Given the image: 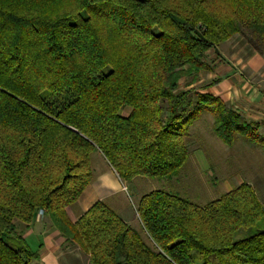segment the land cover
<instances>
[{"label":"trees","instance_id":"trees-1","mask_svg":"<svg viewBox=\"0 0 264 264\" xmlns=\"http://www.w3.org/2000/svg\"><path fill=\"white\" fill-rule=\"evenodd\" d=\"M236 34L264 42V0H0V264L37 260L15 222L39 212L89 264H264V205L246 183L204 206L143 195L151 246L103 201L66 215L95 151L124 181L175 177L204 111L226 146L264 151L259 126L222 99L178 90Z\"/></svg>","mask_w":264,"mask_h":264},{"label":"crops","instance_id":"crops-1","mask_svg":"<svg viewBox=\"0 0 264 264\" xmlns=\"http://www.w3.org/2000/svg\"><path fill=\"white\" fill-rule=\"evenodd\" d=\"M205 65L207 68L200 71L197 81H187L186 83L180 81L181 83L178 82V90H191L194 94L218 97L245 121L253 123L259 128H264V42L261 40L253 41L246 34H236L226 42L208 50ZM123 114L125 117L128 116L129 110L125 109ZM194 126L193 124L189 128V138L192 137L190 132ZM215 146L217 161H215L214 166L216 175L214 183L216 187L222 188V195L246 183L254 189L261 201V195L264 197V176H258L248 168L242 169L240 166H235L234 163L236 158L250 155L256 148L263 154L264 151L242 139H237L231 147H226L223 143L220 146L215 144ZM230 150L235 151L234 154L231 155ZM199 152L190 153L188 151L187 163L197 162L202 170L207 171L209 169L208 161L203 151L200 150ZM197 155L198 157H196ZM93 156L91 159L92 182L84 190L78 201L66 209L68 219L75 223L93 204L103 201L127 225L136 231L139 230L142 225L137 213L134 217L131 213L123 210L125 209L123 206L126 205L123 191L128 190V185L125 184H130L139 177L131 181L121 180L102 154L100 156L104 163L101 162L97 153ZM98 162L101 165V170L96 173L95 165H98ZM230 165L233 168L227 172ZM183 171L182 169L178 175L169 181L177 182L179 174ZM255 181H259V189L256 187L257 182ZM176 195L178 196V194ZM113 196L116 201L115 199H113L114 201L111 200ZM142 196V194L136 196L137 203ZM41 217L20 231L29 249L38 255L37 260L33 261L32 264H62L60 258L64 254L63 250L72 252L73 256L70 262L66 261L64 264H77L80 260L82 264H89V260L79 247L69 241L61 230L55 227L50 216L44 214Z\"/></svg>","mask_w":264,"mask_h":264},{"label":"rangeland","instance_id":"rangeland-1","mask_svg":"<svg viewBox=\"0 0 264 264\" xmlns=\"http://www.w3.org/2000/svg\"><path fill=\"white\" fill-rule=\"evenodd\" d=\"M199 73L197 74L195 79H193V76L184 75L179 79L178 82L182 81L183 83H186L187 81L188 82L193 81V80L197 81ZM190 96H191L190 99L193 98L192 100L193 101L195 100L193 103L195 104L197 98L195 97L194 92H192ZM212 119H213L212 116L207 111H204L201 114V117L197 120V123H195L196 121L193 123L195 126L191 128V132H190L192 137L189 138L188 143H187V149L188 151H190V153H194L196 151L199 152L200 150L201 152L203 151V154L206 160L208 161L209 169L207 171H204L200 168L197 162H194V163L191 162V164H188L186 162L187 165L184 166L185 168L183 167L184 171L183 173L179 174V178L177 182H174V181L170 182L169 180L171 179L157 180V179H147V178L139 177L137 178L138 180L135 179L134 181L130 182V184H125V185H128V190L125 189L123 191L125 195L124 200L126 201L125 202L126 205L123 206L125 208L123 209L124 212L127 211L128 213H131L134 217H136V213H137L136 208L138 205V203L136 202V196H138L139 194L145 195L153 191H164V192L171 193L174 195L178 194V196H180L182 199L193 202L199 206H204L208 204L210 201L216 200V198H218L219 196L223 194L222 188H220L219 186L216 187L214 183V179L216 180L214 166H215V161H217V158H216L217 155H215L216 154L215 144L220 146L222 145L223 142L219 139L222 142L221 143L217 139V136L214 133ZM193 124L191 126H193ZM257 132L261 136H264L263 127L258 128ZM238 139H241V138H238ZM256 149L250 155L247 154V156H241L239 157V159L236 158V161L234 164L235 166H240L242 169L248 168V170H250L252 173H256V175L258 176L259 175L264 176V154L263 152L261 151L259 152V150H256ZM234 152L233 150H230L229 153L232 155V153L234 154ZM96 153L99 156V159L101 160V156H100L101 154L99 151L93 152L91 155V159L92 157H94L93 155ZM198 155L196 157H198ZM101 162L104 163L103 160H101ZM232 168L233 166L230 165L229 170L227 169L225 170H227V172H230V169ZM100 170H101V165H99V162H98V165H95V172L97 173ZM255 182H257L256 187L259 189L258 187L259 181H255ZM111 198H112L111 200L115 199L116 201V198L114 196ZM260 199H261L262 204L264 205V197L262 195ZM41 216L42 214L39 212L38 214H36L35 219L42 218ZM135 219L137 221V218ZM34 221L32 222V224L34 223ZM15 226L17 230L20 232V231H23V229L27 225L20 223V222H15ZM55 227L58 228V225L56 224ZM137 231L141 234L143 240L148 245L151 246V242L148 239L147 235L143 232V229L140 227L139 230ZM244 236H245L244 232H241L238 235H236V239L239 240ZM63 252L64 254H62L60 258L61 262H63L62 264H64V262L66 261L70 262V260L73 258L72 252H69L67 250L66 251L63 250ZM77 264H82L81 260Z\"/></svg>","mask_w":264,"mask_h":264},{"label":"built area","instance_id":"built-area-1","mask_svg":"<svg viewBox=\"0 0 264 264\" xmlns=\"http://www.w3.org/2000/svg\"><path fill=\"white\" fill-rule=\"evenodd\" d=\"M41 213V212H40Z\"/></svg>","mask_w":264,"mask_h":264}]
</instances>
